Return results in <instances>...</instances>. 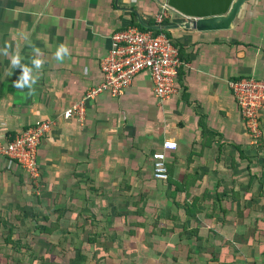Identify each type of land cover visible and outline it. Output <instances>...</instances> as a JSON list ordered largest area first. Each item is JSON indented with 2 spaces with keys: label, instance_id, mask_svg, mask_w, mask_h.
<instances>
[{
  "label": "crops",
  "instance_id": "crops-1",
  "mask_svg": "<svg viewBox=\"0 0 264 264\" xmlns=\"http://www.w3.org/2000/svg\"><path fill=\"white\" fill-rule=\"evenodd\" d=\"M165 1L0 0V133L13 137L40 122H52L51 132L38 148L36 181L46 196L41 201L47 210L44 217L54 215L58 208L77 215V222L63 226L65 233L76 230L79 234L71 245L78 252H71L70 242L63 238L62 255L57 239L39 236L45 243L38 241L37 248L52 249L35 255L58 254H49L48 264H264L259 247L248 250L253 260L247 261L239 252L234 257L232 251L226 257L225 241L210 234L215 227L232 239L233 233L229 235L221 225L225 216L235 220L243 211L249 223L261 215L264 109L262 135L254 142L229 81L264 77V0L248 9L245 19L232 29L170 30L183 49L178 92L171 98H158L145 71L136 75L121 96L101 93L85 102L83 116H64L102 81L100 61L111 47L112 34L134 25V14L138 21L140 14L150 23ZM177 14L172 12L166 23L186 20L180 14L176 19ZM60 45L68 49L62 60L56 58ZM17 55L21 66L31 69L36 78L32 94L27 87H14L21 75V69L12 66ZM34 59L43 61L40 69L32 64ZM169 139L177 141L178 147L167 150L169 176L162 180L154 175L152 153ZM23 170L0 157V194L5 199L11 197L8 183L15 185V198L29 190V182L22 181ZM218 199L222 204H214ZM189 205H194L195 217L175 221L174 215L187 216ZM118 215H127L131 222L144 220L135 230L134 241L127 239L128 233H118L108 241L111 254L106 258L81 254L86 218L97 220L94 229L103 233L113 225L107 222L108 216ZM165 216L172 220L171 226H164ZM184 221L188 228H199L202 238L181 235ZM144 239L148 247L141 242ZM21 242L17 241L18 246ZM128 246L145 250L137 257L124 256L121 251ZM209 249L222 256L210 254ZM51 258L57 263L50 262Z\"/></svg>",
  "mask_w": 264,
  "mask_h": 264
},
{
  "label": "built area",
  "instance_id": "built-area-1",
  "mask_svg": "<svg viewBox=\"0 0 264 264\" xmlns=\"http://www.w3.org/2000/svg\"><path fill=\"white\" fill-rule=\"evenodd\" d=\"M172 12L184 16L172 8L166 0L155 15L157 24L165 23ZM181 65L180 49L172 36H168L165 32L155 34L152 29L143 30L136 25L122 28L112 34L111 47L100 61L102 81L91 87L81 102L68 108L64 116L66 118L74 114L83 116L85 102L96 98L101 93L107 92L114 97L121 96L130 87L136 75L145 71L153 80L154 91L158 98L162 101L169 99L178 92L176 83ZM229 85L246 128L252 140L256 142L262 135L264 77L233 78L229 81ZM52 125L50 121H43L13 137L0 133V157L19 164L31 178L38 180V148L43 138L51 132ZM177 147V141L169 139L164 141L162 149L152 153L156 178L162 180L168 178L167 150Z\"/></svg>",
  "mask_w": 264,
  "mask_h": 264
},
{
  "label": "trees",
  "instance_id": "trees-1",
  "mask_svg": "<svg viewBox=\"0 0 264 264\" xmlns=\"http://www.w3.org/2000/svg\"><path fill=\"white\" fill-rule=\"evenodd\" d=\"M169 20H165V23L168 22ZM152 24H156L155 19H151L149 21ZM134 25L140 27L143 30H148L147 28L143 27L137 17L136 14H134ZM152 31L155 34H158L160 32H165L168 36H171V31L167 30H155L152 29ZM178 46L180 48V57L181 59L183 58V49L182 45L178 43ZM236 200V199H234ZM262 206H261V215L256 217V219L251 220V222L246 223L245 219L247 218L243 211H240V213L237 216V219H227L226 216L223 218V221L221 222L223 229H228L229 232H227L229 235L233 233V238L232 239H227L225 235H223L220 231H217L215 227L210 228V234L215 237L219 238L225 241L224 248L226 249V257L230 256V252L232 253V256H238V252L240 253L239 256L241 255L242 257L245 256L246 260H253V257L250 256L251 252L248 254V250L251 251L252 248L254 247H259L261 253L264 254V199L261 201ZM214 204H222V199H218L217 201L214 202ZM195 205V204H194ZM194 205H189L187 209V216L185 217H177L174 215L175 221H182L186 220L187 218H193L195 217L196 214L192 213V207ZM2 213L0 212V224L2 227H7V231H1L3 232L1 236L3 237V242L5 246L1 249V244H0V252L6 250V249H16V251L20 252L21 248L18 246V243L15 241L13 238L15 234V229L16 226L9 224L10 223V218L4 217L1 215ZM77 216V215H76ZM73 215L70 211H66L63 208H58L55 211L54 215H45L43 221H42V230H41V225L37 224L35 233L37 230H40L41 234L44 236H47L48 239H57L59 242L57 244V247H60L61 249L64 250V245L61 243L63 240V236L66 234L65 230L66 228L63 226V223H68L69 225L67 226L68 228L70 227V223L76 221L77 222V217ZM138 216H143L139 214ZM183 218V219H182ZM219 217H215L216 221ZM143 220V219H142ZM138 219L137 221L131 222L129 221V218L127 215H118V216H108L107 222L108 221H113V225L110 227H107V230L100 234L98 233V230L96 231L95 224H97V220H94V218H91L90 216L86 218L85 222L82 224V231L81 235L83 237V244L80 250L81 254H86L89 257L93 256H98L101 260L103 258H106V256L110 255V243L108 242L109 240L112 241V237L114 234L118 233H128L129 237L127 238L129 241L133 242L134 239L136 238V228L144 224V220L142 221ZM128 223V224H127ZM230 223V224H227ZM232 224V225H231ZM107 225V224H106ZM240 226L239 229L237 227ZM78 227V226H77ZM98 228V225L96 226ZM1 228V227H0ZM67 228V229H68ZM190 234L198 239H201V235L199 234V228H188L186 221H184V227L182 229V232L180 233L181 235ZM108 235V237H107ZM1 240V239H0ZM145 240V239H144ZM145 246H149V242L146 240L143 242L141 241ZM146 242V243H145ZM239 244V245H237ZM94 247V248H93ZM66 249V248H65ZM145 250L144 248H139V247H131L129 246L122 250L121 254L124 256L126 254H132L133 256L139 255L141 251ZM5 252V251H4ZM210 254L212 255H219L222 256L221 254L216 253L214 250L209 249ZM6 257L9 258L13 253L11 252H6ZM56 257L58 256L57 253H49L43 254L41 256H34V263L33 264H48L49 259L48 256ZM63 255V253H61ZM66 253H64V256ZM141 254V253H140ZM224 255V254H223ZM63 256V257H64ZM5 257V258H6ZM56 261L55 258H51L50 262L52 263H57L54 262ZM21 262H24V260H20V262H16L14 264H23ZM136 264H141V263H136ZM226 264V263H224Z\"/></svg>",
  "mask_w": 264,
  "mask_h": 264
},
{
  "label": "rangeland",
  "instance_id": "rangeland-1",
  "mask_svg": "<svg viewBox=\"0 0 264 264\" xmlns=\"http://www.w3.org/2000/svg\"><path fill=\"white\" fill-rule=\"evenodd\" d=\"M175 17H176V19H180L178 14ZM22 173L24 176L22 178V181H24L25 184H28V182H29L30 186L26 185V187H28L30 191L28 190V191H25V193H22L21 194L22 197L20 199L15 198V196L13 194L15 185L13 183L12 184L8 183L6 187L8 189V192L10 193L9 195H11V197L6 196V197H8V199H5L4 194H0V209L3 212L9 214L10 223L15 222V224L17 226H19L18 228H16L13 238L15 239L16 242L18 240H22V242H21L22 246L19 247V248H21V251L18 252V251H16V249L15 250L14 249H6V250H4L5 252L4 251L0 252V264H14L18 261L20 262V260H24V262H21L23 264H33L34 263V255L36 253H38L39 251L41 252V250L44 252L48 248V247H46L44 249L43 248L42 249L37 248L38 241L41 243H45V242H43L44 238L40 239V237H39L42 235L40 233L41 231H36V233H34L35 223L42 226L41 221H43L44 213H45V211H47L45 203L44 204L41 203V201L42 202L46 201V196L44 195V192H43L44 190L40 189L41 186H38V184H39L38 181L31 178L30 176H29L30 177V179H29V177H28L29 174L27 175L24 170ZM16 174H19V172ZM32 179L35 180L36 183L38 182L37 188L35 186L36 183ZM28 188H26V189H28ZM7 189H6V191H7ZM12 198H14V199H12ZM143 202H144V204L146 203L145 201H143ZM35 205H40V206H39V208H36ZM257 207H260L259 203L257 204ZM110 209L111 208H109V210ZM3 212H1L3 214V215L2 214L1 215L5 217L6 215H4ZM165 217L166 218H165L164 226L165 227L171 226L172 220L169 219L167 216H165ZM161 220H162V216H161ZM149 221L150 222L152 221L151 217L149 218ZM173 225H174V222H173L172 226ZM0 227H1L0 228V239H1V237H2L1 234L3 233L1 231H4V230L7 231L6 229H8V228L2 227L1 224H0ZM32 227H33V229H32ZM75 231H74V234L69 233L70 234L69 235L66 233L63 236L64 239H66L67 241L70 242V244H69L70 245V251L74 252V253L78 252V249L74 250L71 247V245H74V243L79 239V234H76ZM100 234H102V233H100ZM165 236L169 237V234H165ZM107 237H108V235H107ZM0 243H1V249H2L5 246V244H4L3 240H0ZM49 244H50V242H49ZM49 244H47V245L49 246ZM51 249H52V247L48 248V250H51ZM57 250L60 251L61 253L64 251L60 247ZM8 251L13 253L9 258L6 257V254H7L6 252H8ZM22 256L24 258H22Z\"/></svg>",
  "mask_w": 264,
  "mask_h": 264
},
{
  "label": "water",
  "instance_id": "water-1",
  "mask_svg": "<svg viewBox=\"0 0 264 264\" xmlns=\"http://www.w3.org/2000/svg\"><path fill=\"white\" fill-rule=\"evenodd\" d=\"M186 20L180 23L150 24L138 14L140 24L148 29L194 28L198 31L232 29L245 19L248 9L260 0H167ZM135 11V9H132Z\"/></svg>",
  "mask_w": 264,
  "mask_h": 264
},
{
  "label": "clouds",
  "instance_id": "clouds-1",
  "mask_svg": "<svg viewBox=\"0 0 264 264\" xmlns=\"http://www.w3.org/2000/svg\"><path fill=\"white\" fill-rule=\"evenodd\" d=\"M67 54H68L67 47L65 45H60L56 52V58L58 60H62L64 56H66ZM5 55H7L6 52ZM32 64L35 66L36 69H40L42 67L43 61L40 59H34L32 61ZM12 66L14 68L19 67L21 69V75L19 76L18 80L14 82V87L21 89L27 87L30 89L29 94H32V91H34L33 85L36 82V78L32 77L31 75L32 70L27 68L26 66H21L20 57L18 55L12 58Z\"/></svg>",
  "mask_w": 264,
  "mask_h": 264
}]
</instances>
